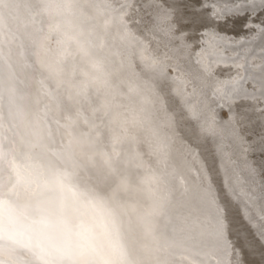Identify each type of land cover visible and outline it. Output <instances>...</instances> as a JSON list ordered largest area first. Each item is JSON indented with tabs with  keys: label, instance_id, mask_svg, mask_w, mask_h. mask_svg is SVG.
<instances>
[{
	"label": "water",
	"instance_id": "obj_1",
	"mask_svg": "<svg viewBox=\"0 0 264 264\" xmlns=\"http://www.w3.org/2000/svg\"><path fill=\"white\" fill-rule=\"evenodd\" d=\"M221 1L196 0L191 11L186 5L168 8L158 0H81L78 5L64 0L0 2L5 58L0 65V89L12 134L21 146L51 158L41 121L46 107L50 117L65 125L71 117L78 137L91 133L99 151H89L82 140H74L64 130L58 139L71 143L81 163L90 165L89 157L96 161V169L108 182L103 191L115 189L123 196V176L128 174L148 190L146 198L153 193L161 198L163 223L173 243L158 264H191L193 248L194 258L203 264H261L264 258L250 210L237 195L244 189L260 197L257 203L264 205V112L258 110L264 102L229 103L233 117L211 97L217 82L231 83L242 74L236 65L245 63L249 72L243 87L250 93L258 91L252 79L259 75L257 66L264 64V47L239 42L256 36L254 28L243 26L244 21L259 20L250 13L245 20L240 18L242 29L254 32L235 37L228 34L232 23L225 29L227 21L212 16L211 23L224 29L217 36L225 35L235 46L215 51L235 63L213 62L207 72L201 48L211 49L201 41L209 36L188 23L194 15L205 20L211 16L212 9L201 8L204 3L215 5L216 10L232 5ZM8 36L12 40L6 44ZM34 49L36 55L31 54ZM9 56H18L22 62L7 64ZM176 65L189 75L172 71ZM193 85L204 91L202 98L215 110L219 123L212 114L204 116V106L199 116L193 115ZM48 88L70 112L52 104ZM89 95L91 103L85 99ZM39 101L43 104L37 109L34 105ZM107 112L111 116L106 118ZM20 113L33 117L36 132L31 127L21 129ZM205 119L215 136L207 130ZM86 120L94 122L103 136ZM51 127L55 135V124ZM105 145L112 168L106 166ZM4 147L8 148L6 142ZM221 154L226 164L221 163ZM8 179L3 177L5 182ZM128 211L151 244L153 226L143 211L131 204ZM136 250L144 253L139 245Z\"/></svg>",
	"mask_w": 264,
	"mask_h": 264
},
{
	"label": "snow or ice",
	"instance_id": "obj_2",
	"mask_svg": "<svg viewBox=\"0 0 264 264\" xmlns=\"http://www.w3.org/2000/svg\"><path fill=\"white\" fill-rule=\"evenodd\" d=\"M64 2L78 5L81 0ZM201 8L212 9L211 16L205 20L203 16L194 15L188 23L192 24L196 31L203 28L204 35L209 36V39L201 41L211 49L209 51L201 48L205 72L213 62L235 63L215 51L216 48L228 51L235 46L228 43L225 35H216L217 24L211 23L212 16L221 19L231 17L235 21L245 14L255 15L259 23L249 17L243 26L254 28L256 36L253 40H241L239 43L253 47L258 43L264 47V0H246L245 3L225 6L222 10H216L215 5L210 3L202 4ZM3 47L4 26L0 22V65L5 62ZM100 59L102 63H108L105 57L101 56ZM236 66L241 69L242 74L231 83L218 81L211 93L213 101L221 109L227 108L229 103L241 100L258 99L264 102V64L257 66L259 75L252 79L253 85L258 89L255 93H250L243 87L248 82L249 65L245 63ZM9 67L11 68V65ZM172 71L181 76L189 75L178 65L174 66ZM109 74L115 76L111 70ZM13 79L17 80L15 72ZM120 79L122 81V78ZM176 87L179 89V84ZM47 95L52 104L62 111L70 112L50 88ZM203 95V90L198 91L195 85L192 86L190 98L195 101L193 115L199 116L201 106H204V116H214L215 110L207 107ZM85 99L91 103L90 95ZM258 110L264 112V108ZM227 111L230 116H235L232 108H227ZM49 113L50 109L47 107L41 110L43 135L51 156L45 159L38 152L29 150L17 142L3 111V94L0 89V162L4 164V168L0 169V264H154V261L158 264L167 253L168 246L173 243L166 231L167 225L163 223L164 203L161 198L155 193L150 199L146 198L145 193L148 190L132 181L128 174L123 176V196L115 189L110 192L103 191L108 182L96 169V161L89 157L93 168H87L74 156L71 143L58 139L59 133L64 130L69 132L74 140H82L89 151H99L92 134L83 133L78 137L71 117L68 125H65L50 117ZM105 115L106 118L110 117L111 112ZM86 122L96 133L103 136L94 122ZM214 122L219 123L215 116ZM53 123L55 135L51 127ZM204 123L207 130L215 136L216 133L207 119ZM5 142L8 144L7 149L4 147ZM119 150L117 148V151ZM103 152L106 166L112 168L113 160L106 145ZM221 163H227L223 154ZM5 175L9 177L7 182L3 180ZM237 195L243 198L250 210L249 219L256 225L254 235L261 249H264V205L257 203L260 197H254L244 189ZM130 204L142 210L144 217L153 226L150 232L151 244L128 211ZM137 245L144 249L143 254L137 252ZM192 253L191 264H203V261L194 258V248ZM261 264H264V258Z\"/></svg>",
	"mask_w": 264,
	"mask_h": 264
},
{
	"label": "bare ground",
	"instance_id": "obj_3",
	"mask_svg": "<svg viewBox=\"0 0 264 264\" xmlns=\"http://www.w3.org/2000/svg\"><path fill=\"white\" fill-rule=\"evenodd\" d=\"M158 1H160L163 5H165L166 7H168V8H180V9H183L184 8V6L186 5V8H189L190 9V11L193 9V6L195 5V2H196V0H186V1H181V0H158ZM222 3H223V5L225 4L226 5V3H228V4H232V5H235V4H237V3H245L246 2V0H222L221 1ZM182 6H183V8H182ZM186 11V10H185ZM189 11V12H190ZM187 12V11H186ZM201 16V15H200ZM249 16V14H245V16H243V17H241V19H243V20H245V19H247V17ZM225 21H227L225 24H224V27H225V29H226V26L228 25V23H232L231 24V29L230 30H228V34H233L235 37H238V36H243V35H250L252 32H254V30L253 29H242V27H241V22H240V20L238 19V20H235V21H233V19L231 18V17H228V18H226L225 19ZM220 24H223V23H220ZM217 25H219V24H217ZM224 29H223V27L220 29V28H216V35L218 34V33H221L222 31H223ZM226 31V30H225ZM210 34H211V32H210ZM11 40H12V38H11V36L9 37H7V40H6V44H9L10 42H11ZM33 42L35 41L33 38L31 39ZM32 52L36 55V50L34 49V51H31V54H32ZM8 54L10 55V52H8ZM38 59L40 60H42V57L41 58H39L38 57ZM40 60V61H41ZM24 61H25V59H24ZM44 61V59L42 60V62ZM6 62H7V64L8 63H12V62H15V63H18V62H22L21 60H19V57L18 56H16V57H13V56H9V59L7 58L6 59ZM36 103V105H34V107L35 108H39V106H41L43 103L42 102H35ZM23 112V111H22ZM16 113V112H15ZM24 113V112H23ZM20 119L19 120H22V124H23V127L21 128V129H23V130H27V129H30V127H31V129H32V131L34 130L35 131V128L33 129V127H32V125H33V122H34V120H33V117L30 115V116H26L25 114H22V113H20ZM30 118V119H29ZM27 119V120H26ZM18 120V121H19ZM29 123V124H28ZM25 130V131H26ZM29 131V130H28ZM36 132V131H35ZM85 164V163H84ZM98 164V163H97ZM85 166L87 167V168H93V165H89V164H85ZM2 168H4V166H3V163L2 162H0V169H2ZM178 169H180L179 167H178ZM103 175H105V174H103Z\"/></svg>",
	"mask_w": 264,
	"mask_h": 264
}]
</instances>
